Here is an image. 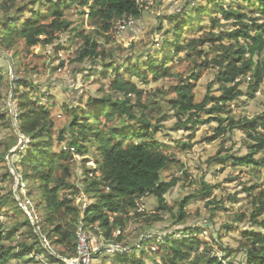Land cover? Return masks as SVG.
Segmentation results:
<instances>
[{
  "label": "trees",
  "instance_id": "trees-1",
  "mask_svg": "<svg viewBox=\"0 0 264 264\" xmlns=\"http://www.w3.org/2000/svg\"><path fill=\"white\" fill-rule=\"evenodd\" d=\"M197 1H189L187 7L169 18L172 26L165 39L171 54L169 63L161 55L147 54L144 56L146 63L128 64L127 59L118 55L117 48L106 49L101 42H109L107 34L114 27L117 29L120 19L135 21L141 17L138 0H0V52H6L13 63L16 79L13 84L10 77L5 79V70L0 66V92L4 88L10 89L15 111L12 117L11 107L0 108V125L16 132L13 145L19 142L18 135L25 140L15 153L17 160L12 162L15 176L10 172L6 176V179L13 178L11 184L14 186L7 193L0 192V244L5 243L0 247V264H8L13 259H21L26 264H67L66 261L77 254V233L81 219H84L87 229L96 231L99 236L100 230H103L109 242L122 243L129 221L139 219L147 227L153 225L152 216L145 218V214L138 212V201L146 196L157 199L155 211L173 212L174 208L168 204L166 194L177 186L178 180L173 179L170 183L164 180L165 174L177 164L168 155L167 144L157 138L166 126L162 125V121L169 116L165 115L158 125L154 123L153 106L143 102L144 91L138 87L137 81L151 84L149 76L155 78L153 82L172 77L175 65L171 59L174 57L175 60L179 58L180 62L185 59L196 61L198 70L193 74L195 81L205 64L211 63L210 68L215 72L221 92L219 97L208 96L203 102L195 103L193 83L182 80L172 85L171 90L176 97L173 100L179 104L177 113L180 128L188 124H202L204 121H200V118L203 113L214 115L222 112L227 103L243 98L246 94L239 90L241 83L236 81L238 77L252 76L256 81V85L251 86L254 92L264 81V24L260 23L259 17H252L241 9H234L232 5L225 8L222 0H208L210 3L215 1L216 16L211 17V30L202 32L198 37L194 35L188 43H183L188 32H195L198 26L190 14L200 13L204 16L208 13L207 8L196 6ZM88 6L90 10L87 14ZM260 8L264 9V0ZM87 15L88 19L84 22ZM221 20L227 21L229 27L233 23L234 28L229 30ZM159 29L162 30V27ZM228 40L229 44L225 43ZM223 42L224 48L219 45ZM52 45H55L56 51L65 46L74 49L76 55L73 61L79 65L89 62L93 67L92 72L99 70L96 67L101 68L102 78H98L97 82L102 83L101 91L104 92L101 98L89 96L85 104L82 96L78 99L75 97V106L66 104L64 108L69 123L57 131L53 109L59 104L51 103V97L49 103H45V93L38 85L22 77L28 71L18 69L20 57L30 54L35 47ZM207 46L212 52L218 53V60L211 61L200 55L205 54ZM172 50H176L173 51L176 55H172ZM186 52L188 55H181ZM61 66H64V62H61ZM8 68L10 70L9 63ZM108 78L111 80L104 84L103 80ZM105 86L108 91L104 90ZM173 100H169L168 108L175 107L170 103ZM209 104L212 107L207 109ZM223 133L221 129L217 135ZM248 133L253 137L251 132ZM257 140L261 141L258 149L261 151L263 140ZM5 149V153L10 151L8 145ZM253 154L238 159L237 164L261 166L262 163L256 161ZM83 155L85 170L82 181L81 175L77 176L83 187L79 188L73 179L72 162L76 160L75 156ZM3 157L0 160L4 168H9ZM217 160L223 164L235 159L222 157ZM89 163H94V171L99 176L89 177ZM15 177L20 181L17 193L14 189ZM83 190L92 196L94 203L81 217L77 198ZM17 194L26 203L34 223L21 207ZM201 194L195 198L207 197L210 190ZM192 198L181 203L179 210L184 218L188 216L185 208ZM253 204L255 210L250 222L262 231L247 232L246 240L240 245V253L244 252L247 256V264H264L263 197L256 198ZM2 217L7 218V223ZM92 226L101 229L95 230ZM117 230L119 235L114 239ZM184 230L180 229L179 232L183 235L189 233L191 237L166 239L158 246L160 257L152 256L151 251H143L149 253L152 261L137 259L132 247L129 254H119L112 263L198 264L207 257L206 262L201 264H222L219 258L204 254L193 261V252L199 242L189 239H195L193 235L202 229L187 227ZM45 244L53 245L54 249ZM60 248L63 251L58 250ZM42 255L47 260L41 261ZM228 264H232L231 261Z\"/></svg>",
  "mask_w": 264,
  "mask_h": 264
},
{
  "label": "rangeland",
  "instance_id": "rangeland-1",
  "mask_svg": "<svg viewBox=\"0 0 264 264\" xmlns=\"http://www.w3.org/2000/svg\"><path fill=\"white\" fill-rule=\"evenodd\" d=\"M189 1L193 3V0H138L141 17L131 22L126 30L125 28L122 31L118 29L117 32L114 27L107 34L109 42L103 41L101 43L106 49L117 48L119 50L118 55H122L127 59L126 62L128 64L146 63L144 56L147 54L161 55L169 63L171 54L168 50V44L165 42L168 37L167 31L172 26L169 18L176 16L184 7H187ZM222 1V5L225 8L232 5L234 9H241L252 17H259L261 19L260 23L264 24V9L261 10L260 8L262 0ZM214 2L199 0L195 3L200 8H207L208 13L204 16L200 13L196 15L194 13L190 14L191 17L195 18L198 26H196L195 32H188L189 34L183 41L184 44L188 43V40L194 35L198 37L202 32L211 30V17L216 16L214 13ZM80 10L76 9V11ZM89 10L90 7L88 6L86 8L87 14ZM217 17L219 18L220 14ZM87 19L88 15L84 17V22ZM122 20L120 19L117 24ZM221 23L226 28L229 27L227 21L221 20ZM230 24L229 30H232L234 26L232 25L233 23ZM86 26L88 25L86 24ZM159 27H162V30ZM89 28L91 30V27ZM63 42H66V40H63ZM229 42V40L225 41L227 44ZM225 43H220V47L224 48ZM205 48L207 49L205 54H200L203 55V58L211 61L219 59L216 56L218 53L212 52L209 46ZM3 54L6 55V52ZM25 55L20 57L18 63V69L28 71V74L25 73L22 77L38 85L39 89L45 93V96H43L45 103L48 104L49 97H51V103L59 104L53 109L56 131L69 123V118L64 108L66 104L75 106L78 97L81 96L83 104L86 103L89 96L96 98L103 96L104 92L101 91L102 83L97 82L98 78H102L100 73L102 69L96 67L99 70L92 72L93 67L89 62L82 65L75 63L73 61L76 55L74 49L65 46V48L56 51L55 45L48 47L38 46L33 48L30 54ZM172 55H176L175 52ZM181 55H188V53H182ZM262 57L264 62V53ZM175 58L171 59L172 64L175 65L173 66L172 74L174 75L172 77L153 82L155 78L149 76L151 81L149 83L151 84L137 81L138 87L144 91L143 102L146 105L153 106L152 116L154 123L158 125V121L162 120L165 115L169 116L167 120L162 121V125L165 124L166 126L162 128L157 138L167 144V153L177 164L171 172L165 174L164 180L168 183L173 179L178 180L177 186L166 194V200L174 210L170 214L160 210L154 213V209L157 210V199L146 196L139 200L138 206L143 204L147 209L146 212L139 213L145 214V218L152 216L153 225L147 227L139 219L129 221L124 233L125 238L120 245L125 249L124 251H131L130 248L133 247L134 255L137 259H151L152 261L153 258L148 255L149 253L146 254L143 251H151L152 256H159L160 250L158 246L160 244H163L166 239H180L183 236L190 238L191 234L183 235L179 230L191 227L192 229H202L198 234L193 235L195 239H189V241L197 240L199 242V246L193 252V261L201 254H204L219 258L222 264H228L230 261L232 264H247V256L244 252L240 253V245L246 240L247 232L252 230L262 231L250 222V216L255 210L253 204L255 199L261 196L264 199V146H262L263 149L261 151H258L261 141L257 140H263L262 143L264 145V81L254 92L251 86L254 87L256 81L252 76L248 75L247 78L238 77L236 81L241 83L239 90H243L246 94L243 98L227 103L222 112L214 115L203 113L200 121L205 123L188 124L187 127L180 128L181 124H179L180 119L177 113L179 104L173 100L176 97L171 90L172 85L179 84L182 80L193 83L195 103L203 102L208 96L219 97L221 92L215 80V72L210 68L211 63L205 64L198 80L195 81L193 74L198 70L196 61L185 59L180 62L179 58L176 60ZM194 58H199V56H194ZM61 62H64V66H61ZM8 63L0 57V66L5 70V79L10 77L12 83V81L16 80L14 77V66L12 72L8 68ZM199 64L202 66L201 62ZM85 67L86 69H84ZM110 80L109 78L104 79L103 82L106 84ZM104 90L108 91V87L105 86ZM168 90L170 91L169 93H167ZM0 95V108L5 106L13 109L10 89L4 88ZM76 96L77 99L75 98ZM132 99H135V97H132ZM169 100H173L170 103H173L175 107L168 108ZM211 107L212 104H209L207 109ZM13 114H15L14 109ZM138 115L140 116L141 114ZM221 129L224 130V133L218 136L217 133ZM248 132H251L253 137H250ZM15 133L12 129H7L0 125V157L4 156L9 166V168H4V163L0 160V189H2L0 192L3 193L9 192L14 186L11 184L13 178L9 177L6 179V176H8V172L15 176L16 171L12 162L17 160L18 156L15 153L21 149L23 144L20 141L23 137L18 135L19 142L16 144L17 146L13 145L16 142ZM23 141H25L24 138ZM7 145L10 151L5 153L4 149ZM185 145L186 147H184ZM256 151L258 152L253 154ZM251 154H253V158L256 161L262 163L261 166L257 164H237L238 159H243ZM222 157L223 159L230 157L235 160L219 164L217 159ZM83 158H85V155L81 157L75 156L76 160L72 162V168L74 169L73 179H75L74 181L79 188L83 187L80 185L85 170L82 165ZM93 164L89 163L87 165L90 178L94 175L99 176V173L94 171ZM78 175H81V181L78 180ZM19 184V179L15 177L14 189L16 193ZM209 190L210 195L207 197L195 198L199 194L202 195V192L208 193ZM81 194L77 198V203L81 211L80 216L83 217L87 208L94 203V200L91 195L84 193V190ZM191 197H193L191 203L185 208L188 216L184 218L180 214L179 209L182 201ZM16 198L21 202V207L23 206L25 209L27 207L26 203L21 200L18 194ZM26 212L33 219L28 209ZM263 217L264 214L261 218ZM2 218L7 223V218ZM11 221L9 222L10 226L13 225ZM93 229L101 228L95 226ZM88 231L92 234L94 249L99 248L98 250H92L94 264H113V260L120 256L121 252L107 253L108 246L112 245L113 242H109L105 238L103 230H100V236L94 230L88 229ZM188 231L190 232V230ZM118 235L119 230L114 233V239ZM147 236H150V238L148 239ZM3 244H0V247ZM13 245L15 246L16 243H13ZM45 245L50 249L52 247L54 249L53 245ZM6 246L9 247L8 244ZM58 250L63 251L61 248ZM16 251L18 252V250ZM40 259L44 261L46 258L42 255ZM206 260L207 257L198 264L206 262ZM8 264L26 263L21 259H13Z\"/></svg>",
  "mask_w": 264,
  "mask_h": 264
},
{
  "label": "built area",
  "instance_id": "built-area-1",
  "mask_svg": "<svg viewBox=\"0 0 264 264\" xmlns=\"http://www.w3.org/2000/svg\"><path fill=\"white\" fill-rule=\"evenodd\" d=\"M134 22L133 19H123L117 26L116 31L118 32V29L122 31L124 28L126 30L127 27H129L130 23ZM120 26V27H119ZM138 212H146V206L141 204L138 206ZM156 213V211H154ZM91 235V236H90ZM149 239L150 236H147ZM77 254L74 258L69 259L66 261L67 264H94V256L92 253V250H98L97 247L94 249V240L92 237V234L88 231L86 228V224L84 222V219L80 220V224L78 227V233H77ZM131 249V248H130ZM120 245V243H112V245L108 246V249L106 250L107 253H114V252H121L120 254H129L131 251H124Z\"/></svg>",
  "mask_w": 264,
  "mask_h": 264
},
{
  "label": "water",
  "instance_id": "water-1",
  "mask_svg": "<svg viewBox=\"0 0 264 264\" xmlns=\"http://www.w3.org/2000/svg\"><path fill=\"white\" fill-rule=\"evenodd\" d=\"M0 57H2L3 59H5L6 61L9 62V64H10V69H11L12 72H13V65H12V63L10 62L9 58H8L5 54H3V53H1V52H0ZM12 83H13V81H12ZM12 117H13V109H12ZM16 131H17V128H16ZM20 141L24 143L23 138H21ZM22 207H23V206H22ZM23 209H24V207H23ZM24 210L27 211V208L25 207ZM32 221H33V223H34V220H33V219H32Z\"/></svg>",
  "mask_w": 264,
  "mask_h": 264
}]
</instances>
